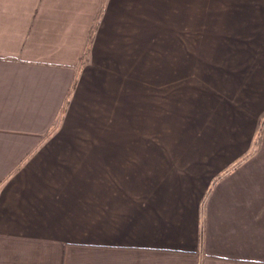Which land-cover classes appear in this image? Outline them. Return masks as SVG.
I'll list each match as a JSON object with an SVG mask.
<instances>
[{
	"label": "crops",
	"instance_id": "0c3cea01",
	"mask_svg": "<svg viewBox=\"0 0 264 264\" xmlns=\"http://www.w3.org/2000/svg\"><path fill=\"white\" fill-rule=\"evenodd\" d=\"M241 34L264 0H0V264H264Z\"/></svg>",
	"mask_w": 264,
	"mask_h": 264
},
{
	"label": "rangeland",
	"instance_id": "374dc122",
	"mask_svg": "<svg viewBox=\"0 0 264 264\" xmlns=\"http://www.w3.org/2000/svg\"><path fill=\"white\" fill-rule=\"evenodd\" d=\"M256 35H240L239 38L237 39V42L233 44H225L221 46V51L224 52L225 51H236L239 50L241 52H250V50H262V48H264V41H261L259 43L258 40L255 39ZM203 42V41H202ZM204 43V42H203ZM235 47V48H234ZM218 51V46L217 45H213V46H204L201 49V54L203 57H205L204 53H213V52H217ZM205 59V58H203ZM189 65H187L186 67H188ZM192 66V65H190ZM189 66V67H190ZM201 71H206V66L205 63H202V65L200 66ZM187 86L190 89V91L192 90L193 87V80H187Z\"/></svg>",
	"mask_w": 264,
	"mask_h": 264
}]
</instances>
